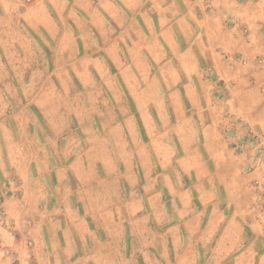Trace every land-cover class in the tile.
I'll list each match as a JSON object with an SVG mask.
<instances>
[{"label": "rangeland", "instance_id": "rangeland-1", "mask_svg": "<svg viewBox=\"0 0 264 264\" xmlns=\"http://www.w3.org/2000/svg\"><path fill=\"white\" fill-rule=\"evenodd\" d=\"M156 3L0 0V264H264V45L217 81Z\"/></svg>", "mask_w": 264, "mask_h": 264}, {"label": "crops", "instance_id": "crops-1", "mask_svg": "<svg viewBox=\"0 0 264 264\" xmlns=\"http://www.w3.org/2000/svg\"><path fill=\"white\" fill-rule=\"evenodd\" d=\"M157 3L153 6V15L157 17H165L164 10L169 8L163 7L162 2H170L169 6L180 11V19L166 24L167 27H161L160 39L165 42L173 44V32L182 31L186 28L188 31L191 27L196 29L199 37H202L207 43L206 46L201 43L203 50H206L203 57L209 58L213 65H217L219 76L217 81L226 78H235L232 73V65L236 64L235 60L239 55L241 59L251 61L254 57L253 51L258 49V45H264V40L257 39V35L264 36V0H155ZM147 13V12H146ZM178 14V13H177ZM146 15V14H145ZM148 15V14H147ZM165 25V26H166ZM157 48V41L154 42ZM173 48L179 49V46L173 44ZM183 56H187L183 54ZM225 73L224 75H222ZM230 77H228L229 75ZM231 80V79H230ZM233 93V92H232ZM202 101V110L208 114H219L229 112L235 114L237 111L233 96L227 99L224 103L217 101L218 98L212 97L208 94L192 96V100L198 103ZM211 99L213 103L211 104ZM217 99V100H216ZM215 123V127L220 128L221 125L226 124V119L219 117ZM214 127V128H215ZM245 156V155H244ZM243 157V156H242ZM241 157H239L240 159ZM246 182H263L264 174L259 171H254L246 174ZM227 183H223L226 188ZM257 189V188H256ZM226 190V189H225ZM244 193L254 194L249 188H245ZM241 191V193H242ZM253 193V194H252ZM235 194L237 192L235 191ZM256 194V193H255ZM241 205L253 203V198L249 197L243 200L241 197H235ZM250 219V221H253Z\"/></svg>", "mask_w": 264, "mask_h": 264}, {"label": "bare ground", "instance_id": "bare-ground-1", "mask_svg": "<svg viewBox=\"0 0 264 264\" xmlns=\"http://www.w3.org/2000/svg\"><path fill=\"white\" fill-rule=\"evenodd\" d=\"M52 35V34H51ZM41 86V85H40ZM39 90V89H38Z\"/></svg>", "mask_w": 264, "mask_h": 264}]
</instances>
